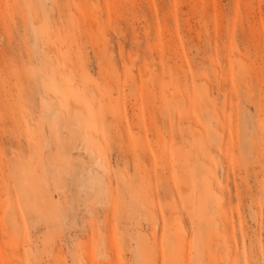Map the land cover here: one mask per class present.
Wrapping results in <instances>:
<instances>
[{
	"label": "rangeland",
	"instance_id": "rangeland-1",
	"mask_svg": "<svg viewBox=\"0 0 264 264\" xmlns=\"http://www.w3.org/2000/svg\"><path fill=\"white\" fill-rule=\"evenodd\" d=\"M0 264H264V0H0Z\"/></svg>",
	"mask_w": 264,
	"mask_h": 264
},
{
	"label": "bare ground",
	"instance_id": "bare-ground-1",
	"mask_svg": "<svg viewBox=\"0 0 264 264\" xmlns=\"http://www.w3.org/2000/svg\"><path fill=\"white\" fill-rule=\"evenodd\" d=\"M192 131H193V130H192ZM181 226H182V224H181ZM95 254H96V256H98V255H99L97 252H96ZM105 254H106V253H105ZM98 257H100V256H98Z\"/></svg>",
	"mask_w": 264,
	"mask_h": 264
}]
</instances>
